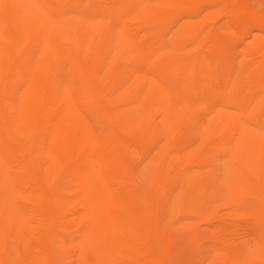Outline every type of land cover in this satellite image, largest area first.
Masks as SVG:
<instances>
[{"label":"bare ground","instance_id":"1","mask_svg":"<svg viewBox=\"0 0 264 264\" xmlns=\"http://www.w3.org/2000/svg\"><path fill=\"white\" fill-rule=\"evenodd\" d=\"M0 264H264V0H0Z\"/></svg>","mask_w":264,"mask_h":264}]
</instances>
